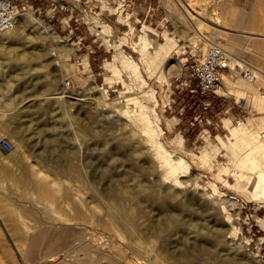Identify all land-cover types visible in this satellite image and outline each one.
Returning <instances> with one entry per match:
<instances>
[{
    "label": "rangeland",
    "instance_id": "374dc122",
    "mask_svg": "<svg viewBox=\"0 0 264 264\" xmlns=\"http://www.w3.org/2000/svg\"><path fill=\"white\" fill-rule=\"evenodd\" d=\"M51 2L23 0L20 5L65 37V44L71 51L63 50L64 43H59L57 47L62 51L58 53L45 38L21 25L17 32L25 31L18 41L11 43L0 40V260L5 257V263L23 264L19 256L22 244L19 243L26 241L28 229H24L27 226L22 224L31 227L41 222L43 227H48L51 223L65 225L67 222L69 227L84 226V221L80 225L71 220L74 225L68 220L73 219L76 205L89 223H85L84 227L89 235L94 234H91L94 243L102 247L107 259L118 264H136L141 261L148 264H216L223 258L217 243L224 239L226 222L211 204L214 200L221 203L220 193L224 192L234 196L238 204V209L220 204L225 207L230 218L227 225L232 224L236 228L242 236V247L255 254L259 264H264V199L252 198V193L247 192L249 189H234V178L240 171L227 160L230 151L222 147L219 141L215 167L201 165L196 157L211 138L220 136L228 144L223 118L237 114L234 108L236 100H246L244 123L250 116L264 115L253 111L249 103L250 94L244 96L246 99L230 94L226 101H218L206 111V119L194 120L200 107L197 104L192 109L186 106L191 100L186 86L189 82L186 65L199 60L207 46H203L201 53L197 54L193 46L176 33L175 25L170 20L164 21L167 8L177 12L171 0H57L54 17L51 16ZM120 4L123 5V15L114 11ZM199 4L196 3L197 7ZM230 4L237 15L228 18L226 29L221 28L226 31L227 37L212 35L209 28L212 24L206 22L196 10V17L193 16L191 22L203 35L228 46H243L248 42L254 45L256 41L264 44V37L253 34L247 18L237 19L238 14L247 15L252 10L264 19V0H231ZM122 16H129L133 21L131 37L134 41L138 39L143 23L158 33V42L164 43V35L173 37L177 50L171 52L174 58L172 63L186 58L179 76L172 74L166 81L162 69L149 74L144 67H141V76L128 74V77L105 70V59L113 57L119 50L116 46L118 38L110 24L117 28L122 40L126 38L124 33L128 27L118 20ZM98 25L105 29L104 34H98ZM188 32L191 33V28H188ZM246 36L250 38L248 41L244 40ZM125 40L120 44V49L140 63L139 53L131 48L130 39ZM249 49V52L242 50L239 56L264 71V53L256 52L253 47ZM108 77L109 81L106 80ZM226 77L232 82L237 79L232 73ZM65 80L69 81V87L65 86ZM94 85L102 88V91L107 90L109 100L114 102L125 103L129 95V98L133 96L140 99V103L145 101L152 110L150 113H155L151 115L156 117L159 126L157 141L172 156L179 154L191 165L190 173L180 179H188L192 173H196L197 180L188 181L182 187H175L173 182L169 183V179L163 182L160 164L152 160L154 156L150 148H146L149 142L140 138L139 127L132 123L133 118L129 121L123 115L109 112L104 105L98 108V112L92 111L94 105L89 104V101L63 98L62 103L60 100L56 103L48 98L63 89L75 97H82L80 95L91 91ZM127 86L130 89L122 92ZM145 91L152 93L147 95ZM261 92L264 93V89ZM98 95V91H92V97ZM33 96L39 99L30 100ZM129 106L138 109L137 105ZM230 123L237 126L233 118ZM180 138H183L182 146L178 145ZM222 166L229 169L228 175L217 178L214 175L216 168ZM104 170L108 173L104 174ZM40 177V184L46 181L52 187L50 196L41 192L40 187H35L37 179L33 178ZM32 179L36 181H33L34 184H31ZM147 192L150 198L143 199L140 194L144 196ZM159 200L166 201V208H158ZM87 206L92 209L90 213L84 210ZM27 209L40 212L42 217L38 216L42 220L36 222ZM170 213H174L176 218H170ZM60 216L67 220L60 221ZM207 216L212 218L204 222ZM16 219H20L18 226L22 230L15 224ZM203 222L204 226L201 224ZM13 227L19 228L18 231L10 230ZM198 227L204 229L208 238L206 241L194 232ZM12 231L17 234L12 235L15 234ZM217 231L221 234L218 237L214 235H218ZM29 232L33 234L35 230L29 229ZM176 232L185 233L184 244L199 251V258L177 256L183 243H179L180 240L171 243V236ZM47 254H57V248ZM236 259L237 264L249 263L248 258L244 259L240 254Z\"/></svg>",
    "mask_w": 264,
    "mask_h": 264
},
{
    "label": "bare ground",
    "instance_id": "6f19581e",
    "mask_svg": "<svg viewBox=\"0 0 264 264\" xmlns=\"http://www.w3.org/2000/svg\"><path fill=\"white\" fill-rule=\"evenodd\" d=\"M171 1L175 4L177 12L174 13L169 8H167L165 12L166 17L164 18V21L170 20L176 27V31H177L176 33H178L181 37L185 39L186 42L192 45L197 54L201 53L203 46L217 45L223 48L229 54L231 58V64H232L231 67H233V69H234V65L236 64L238 65L247 64L253 68L254 74H255V81L253 82L246 81L240 74H237V72L234 70L232 71V74H234L235 77H237L235 82H232L229 78L226 77V75H224L221 86L218 91L227 96L230 94H235L239 98H245L244 96H246L249 93L250 94L249 103L251 104L253 111H257L260 114L261 113L264 114V93L261 92V90L264 89V71L251 65L250 63H248L247 61H245L239 56L242 50L249 52L250 47H253L255 51L258 53L259 52L264 53L263 42L256 41L254 45H251V43L248 42L243 46H240L239 44H231L228 46L220 42H217L216 39L213 37H207L203 35V33L199 30V28L191 22V18L193 16L196 17L195 16L196 13L194 11L196 10L199 14L203 15L206 22L212 24V26L210 25L209 27L212 35H215V36L220 35L223 37L224 36L227 37V34L224 33L226 31H223L222 29H226L225 25L229 17H232V16L236 17L237 15V13L235 12V10H233L230 4L231 0H198L197 2H200L199 7H197L196 5L197 3L196 0H186V1L185 0H171ZM122 7L123 5L120 4L116 9H114V11L119 15L121 14L123 15L124 10L122 9ZM238 15L239 16H237V19L239 18L241 20H244L247 18V24L250 26L254 35L264 37V19H262L255 10H252V12L247 15L245 14H238ZM118 20L121 23H124L128 27V30L124 33V35L126 36L127 40L130 39L129 42H130V46L133 49V51H136L139 53L140 63L137 62L134 58H132V56L123 53V50L120 49V44L122 42H125L126 38L122 40V38L119 37L116 43V46L119 47L118 48L119 50H117L118 53L113 55V57L106 58L104 61V68L107 72H110V73L115 72L116 75L120 74L124 77L126 76L128 77L129 76L128 74H132L134 76H141L142 75L141 67H144L146 72H148L149 74L154 73L155 71H158V69H160V71L163 70L164 78L166 81H168L169 76L170 75L172 76V74H175V76H179L181 74V70L183 66L182 64L184 61H186V58H183L181 60H178L177 62L172 63V61H174V58L171 56V52L177 50V44L174 42L173 37L164 35V40H165L164 43L158 42L157 40L158 33L151 26H149L146 23H143L142 27L139 30L138 36H137L138 39L134 41L132 40V37H131L134 31L133 21H131L129 16H126V17L122 16V18L119 17ZM20 25L24 27V29L35 31L40 37L42 36L43 39L45 38L47 43L50 46H55V49L57 50L58 53L62 51V49L67 52L71 51V48L65 44V37L64 38L61 37L49 25L42 23L38 18H36L31 13V11H25V10L19 13L16 25L14 29H12V31H4V32L1 31L0 32V40H5L6 42H11V43H15L16 40L18 41L22 37V32L25 31V30H22V32L20 31L17 32V29ZM110 25L114 29V25L113 24H110ZM97 28L100 29L97 31L98 34H104L103 32H105V29H103L101 25H98ZM188 28H191V33L188 32ZM255 33H258V34H255ZM249 39L250 38H248L247 36L244 38V40H247V41ZM59 43H64V45L62 46V49L57 47V44ZM149 49H152L153 51L150 52ZM86 69H88L87 64H86ZM105 75L107 76V73ZM106 80L109 81L110 78L108 77L106 78ZM90 89L91 91L84 92L83 94H81L80 96L82 97H75L73 96L74 94L68 93L65 89H63L59 92L54 93V95L49 96L48 98L54 100L56 103L60 101L62 103L63 98L73 99L76 101H89V104L94 105V107H92L93 109L92 111L98 112L99 110L98 108L104 105L106 106V108L108 107L109 112L118 113L120 115H123L129 121L130 119L133 118L132 119L133 121L132 120L131 121L133 124H136L139 127L140 138L142 137L141 139L149 142V145H147L146 148H150L151 150L150 153H152V155L154 156L152 160H154L155 164H160L161 175L163 179L161 176L160 177H161V180H163V182H167L169 179L171 180L169 181V183L173 182V185L175 187H182L188 181L195 182L197 180L198 175L196 173L195 174L192 173L191 174L192 176L188 179H180V177L185 176L186 174L190 173L191 165L189 164V162L186 161V159H184L179 154L172 156L167 150L164 149L162 144L157 141L156 137H158L157 135L159 132V126L157 124L156 117L152 116L155 113L154 114L150 113V111L152 110L148 106H146V103H144L145 101L144 102L141 101L143 103L142 104L140 103V99L138 100V98L133 97V96L132 98H129L131 97L129 95V96H126L128 97V99L124 100L126 101L125 103L121 101L114 102V101L109 100L107 90L102 91V88H98L95 85L92 86ZM128 89H130L129 86H127L123 91L120 90L119 92L121 91L127 92ZM93 90L98 91L99 93L98 97H92ZM146 93L147 92L145 91V94ZM151 93H147V95H150ZM143 98H147V96L146 97L144 96ZM37 99H39V97L33 96L30 100H37ZM239 100L241 99H238L237 101ZM131 104L137 105L136 107L138 109L134 110L133 108H131L129 106ZM111 105H113L114 107H112ZM61 106H63V104H61ZM112 117H116V116H112ZM117 118L120 119L119 117ZM232 118H234L233 114L230 115L229 118H225V119L223 118V121L225 123L224 127L226 129L225 138L228 140V144L225 143L220 138V136L211 138L207 141V145L204 146L203 150L201 151V154L196 157L199 160V163L201 165L212 167V168L215 167L216 162H217L216 155L219 151V146L217 144V141H219L222 147L230 151V156L227 158V160L232 163L234 168H237L240 171V173L238 172L239 175H237V178H234L236 179V182L233 183V186L235 188L233 186L232 188L234 189L237 188L238 190L249 189V191L247 192L252 193L251 197L252 196L258 197V198H262L263 200L264 199V115H261L258 117L250 116L249 118H247V123H244V122L243 124L240 123L239 126L238 125L236 126L230 123V119ZM182 139L183 138H180L178 140L179 146H182V142H183ZM228 172H229V169L226 166H222L221 168H216L214 175H216L217 178H221L222 175H228ZM107 173L108 171L104 170V174H107ZM104 176H107V175H104ZM41 178L42 177L33 178L35 180L37 179L36 180L37 185L35 187L37 186L40 187L39 188L41 189L40 191L41 192L43 191L45 194H49L53 192V190L51 189L52 187H50L46 181L43 182L42 184H40L41 181L38 182L39 179ZM33 179L31 180L32 181L31 184H34V182H36ZM225 181L226 180H223L222 182H225ZM242 181H244L243 182L244 184H242ZM192 182H191V185H192ZM29 185H30V182H29ZM229 185L231 186V184ZM213 188L214 190L217 189L214 184H213ZM39 189L37 191H39ZM41 196L45 197L46 195L44 196L41 195ZM140 196L143 197V199H147V198H150V193L147 192L144 194V196L140 194ZM220 196L222 197L221 203L214 200L215 202L213 201V203L211 204L212 208L216 210L218 214L220 215L222 214V218L224 219V222H226V225H225L226 228L223 231L224 239L219 240L217 243V248L221 252H223V258L220 261H218L216 264H237L236 256L238 254L243 255L244 259L248 258L249 263L247 264H259L258 260L255 258L256 255L250 252V250L242 247L241 245V242H243L242 236L239 234L236 228L232 224L230 226L227 225V222L229 223L230 218L227 214V211L224 210L225 207L221 206L220 204L223 203L227 205L228 207H233L235 209H238V204H237L235 197L227 193H224V192L220 193ZM165 202L166 201L164 200H161V201L159 200L158 208L160 209L166 208ZM65 208L66 207H64V209ZM27 210H28L27 212L29 213V215L32 218H34L36 222H39L40 220H42L40 219V217H42V215L40 216L39 214L40 212L35 213L33 210H30V209H27ZM68 210L71 211L70 209ZM84 210H86L87 213L88 212L90 213V211H92V209L89 208L88 206H87V209H84ZM72 212H73V209H72ZM67 213H70V212H67ZM64 214H66V212ZM86 216L87 215H85V217ZM169 216L172 219L176 218V215L174 213L173 214L170 213ZM60 218H61L60 221H62V219L63 220L66 219V218H62L61 216ZM211 218L212 216L210 217L207 216L204 218L203 221L204 222L210 221ZM18 220L16 221L17 223L15 224H17V227L20 228V226H18L19 224ZM57 220H58V217H57ZM68 220L69 221L74 220L73 221L74 223H78L80 225L82 224V221H84V226H85V223H87L85 221L83 212H81V209H79L76 205L74 206L73 219H68ZM76 220H81V222H78ZM44 221L51 223V221L49 220H44ZM73 222L71 224H74ZM204 222L201 223L203 226H204ZM23 223H25V221ZM39 223L40 224H36L33 226L31 225V227H29L26 223H25L26 225L22 224L23 226H27V227H24V229L25 228L28 229V231H26L28 235L25 234L27 236L26 241L23 243H19V244H22L21 247L18 246L20 247L19 256L21 257L22 259L21 262H23V264H48L51 262H56L57 264H118L114 262L113 260L107 259V257L103 255V252L101 250L102 247L99 248L100 245L97 246V244L94 243L93 237L91 236V234L93 233L89 235L87 233L88 231L85 230V227L83 225H81V228L80 227L75 228V227L67 226V222L66 224L64 223L65 225H59L58 223L60 222H58L57 225L56 223L55 224L51 223L50 226L43 227L42 226L43 224L41 222ZM74 225H70V226H74ZM11 226H14V225H11ZM82 226L84 227V229ZM86 227L88 228V226ZM11 229L13 230L14 227L10 228V230ZM17 229H14V230L18 231ZM29 229H33V231L35 230V232H33V234H30L32 230L29 232ZM20 230H22V228H20ZM203 230L204 229L202 227H201V230H200V227H198L197 229H195L194 232L197 235H200L203 241H206V239L208 238L205 236V233ZM16 231H12V232H15V234L14 233L12 234V232L11 234L16 235L17 234ZM227 231H228V235L226 234ZM217 232H218V235L217 234H214V235L218 237L221 234L219 233V231ZM87 234L89 235L88 237H87ZM176 234H179V235L176 236ZM176 234H173L171 236V243L174 242L175 240H180L179 243L181 242L183 243L181 251L179 250L177 252V256L180 258L184 255L188 259L199 258V254H198L199 251L192 248L193 246H190V245L187 246L186 244H184L185 243L184 241L185 233L176 232ZM12 239H14V237ZM22 239L23 237H21V240ZM13 241L16 242V239H14ZM102 246L104 245L102 244ZM56 248H57V254L55 255L47 254L49 251H53ZM13 249H16V248H13ZM13 252H16V251L13 250ZM74 253H78L82 257H79V255H74ZM117 254H119V252H117ZM4 258L0 260V264H9V263L4 262L3 260ZM47 258L50 260H47ZM148 263L141 261V262H137L136 264H148Z\"/></svg>",
    "mask_w": 264,
    "mask_h": 264
},
{
    "label": "built area",
    "instance_id": "2783aa9c",
    "mask_svg": "<svg viewBox=\"0 0 264 264\" xmlns=\"http://www.w3.org/2000/svg\"><path fill=\"white\" fill-rule=\"evenodd\" d=\"M23 0H0V31H12L14 29L20 11L25 7L20 5ZM18 4L20 6H18ZM51 11L54 15L57 13V0L50 3ZM231 58L229 54L217 45H209L205 48L199 60L186 65L188 70L189 82L186 83L187 91L191 100L186 104L189 109L195 108L197 104L200 107L198 116L194 118L206 119V111L218 101H226L227 97L218 92L223 76L232 71H236L246 81H255L254 70L250 65H234L231 67ZM65 86L69 87V81L65 80ZM235 110L233 121L238 126L246 120V100L235 101ZM4 142V141H2Z\"/></svg>",
    "mask_w": 264,
    "mask_h": 264
},
{
    "label": "crops",
    "instance_id": "0c3cea01",
    "mask_svg": "<svg viewBox=\"0 0 264 264\" xmlns=\"http://www.w3.org/2000/svg\"><path fill=\"white\" fill-rule=\"evenodd\" d=\"M124 24V23H123ZM125 25V24H124ZM114 33L116 34L117 38H119L120 36L118 35V32H117V28L114 26Z\"/></svg>",
    "mask_w": 264,
    "mask_h": 264
},
{
    "label": "trees",
    "instance_id": "16d2710c",
    "mask_svg": "<svg viewBox=\"0 0 264 264\" xmlns=\"http://www.w3.org/2000/svg\"><path fill=\"white\" fill-rule=\"evenodd\" d=\"M189 97V96H188Z\"/></svg>",
    "mask_w": 264,
    "mask_h": 264
}]
</instances>
